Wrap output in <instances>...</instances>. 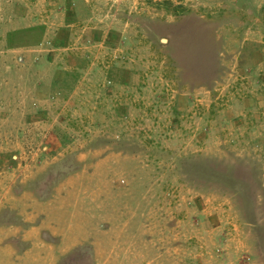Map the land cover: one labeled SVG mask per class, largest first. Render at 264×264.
Here are the masks:
<instances>
[{"label": "rangeland", "instance_id": "374dc122", "mask_svg": "<svg viewBox=\"0 0 264 264\" xmlns=\"http://www.w3.org/2000/svg\"><path fill=\"white\" fill-rule=\"evenodd\" d=\"M67 193L57 264H264V0H0V264Z\"/></svg>", "mask_w": 264, "mask_h": 264}, {"label": "crops", "instance_id": "0c3cea01", "mask_svg": "<svg viewBox=\"0 0 264 264\" xmlns=\"http://www.w3.org/2000/svg\"><path fill=\"white\" fill-rule=\"evenodd\" d=\"M69 193L56 195L49 201L34 205V212L42 213L43 216L39 224L32 225L26 230L25 237L32 244L21 255L23 259L26 260L40 253V258L36 259L35 264H57L75 248L89 242L88 237L80 238L76 233V231L84 233L83 230L87 229L88 217L80 210L81 205L67 203ZM63 202L68 205H64ZM45 231L49 238L43 237ZM93 242L100 241L97 238ZM96 248L98 252V247Z\"/></svg>", "mask_w": 264, "mask_h": 264}]
</instances>
